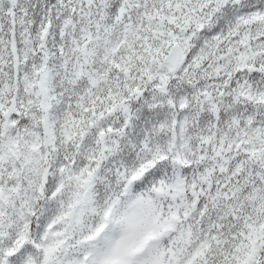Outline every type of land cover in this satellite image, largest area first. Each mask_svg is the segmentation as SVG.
Returning <instances> with one entry per match:
<instances>
[{
  "label": "snow or ice",
  "instance_id": "6c2138e0",
  "mask_svg": "<svg viewBox=\"0 0 264 264\" xmlns=\"http://www.w3.org/2000/svg\"><path fill=\"white\" fill-rule=\"evenodd\" d=\"M0 264H264V0H0Z\"/></svg>",
  "mask_w": 264,
  "mask_h": 264
}]
</instances>
